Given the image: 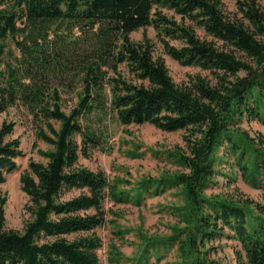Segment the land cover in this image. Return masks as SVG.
Returning <instances> with one entry per match:
<instances>
[{
  "label": "trees",
  "instance_id": "1",
  "mask_svg": "<svg viewBox=\"0 0 264 264\" xmlns=\"http://www.w3.org/2000/svg\"><path fill=\"white\" fill-rule=\"evenodd\" d=\"M237 11L239 19L226 16L218 0H0V114L22 105L50 147L38 152L46 163L31 161L20 175L30 214L21 232L6 229L0 200V264H100L92 232L104 223L102 203L127 198L117 180L79 165L101 144L81 121L105 112L123 126L183 133L185 151L171 155L182 170L138 187L181 188L183 226L167 238H143L136 264H159V250L173 247L175 264H223L210 244L225 230L239 245L236 264H264V205L205 195L220 153L264 194V137L241 128L264 126V0L238 1ZM147 27L169 58L209 76L176 85L148 39L130 40ZM65 88H79L68 114ZM13 130L0 126V184L24 156ZM73 191L80 193L66 197Z\"/></svg>",
  "mask_w": 264,
  "mask_h": 264
},
{
  "label": "rangeland",
  "instance_id": "2",
  "mask_svg": "<svg viewBox=\"0 0 264 264\" xmlns=\"http://www.w3.org/2000/svg\"><path fill=\"white\" fill-rule=\"evenodd\" d=\"M224 14L230 18H240L237 2L242 0H218ZM178 21V18H175ZM188 24V23H187ZM196 34L207 41L201 29L192 26ZM132 42L138 43L148 39L154 49L155 56L164 61L170 78L176 85L186 84L195 76L208 77L207 72L193 67H183L169 58L158 41L152 27L139 29L129 35ZM216 46H220L216 43ZM178 47L177 43H172ZM6 50L13 49L10 42L4 44ZM120 73L130 80L127 72L121 67ZM78 84L77 81L74 83ZM79 90V88H77ZM76 90V92H77ZM69 88L62 90V110L68 114L76 102V97ZM2 123H13L14 130L10 138H18L24 156L17 160V170L6 176L0 184V200L5 201V227L8 230L21 232L30 214L27 211L28 198L22 192L20 175L27 169L28 163H46L39 151L50 149L38 140L36 131L38 124L32 119L25 107L17 104L0 114ZM57 129L58 123L52 122ZM84 128H90L101 138V144L88 152L86 158H79V165L93 172H103L110 183L118 181V191L127 198L116 202L106 197L102 203L104 223L92 234L100 240L101 247L97 251L100 264H136L142 252V239H163L171 235L173 228L183 226L177 209L184 205L181 188H165L160 191L155 184L148 190L138 187L144 181H160L170 177L182 169L171 157L173 153L184 152L182 132H163L150 125H120L116 118L108 112L93 114L82 120ZM241 128L251 137L260 134L264 137V126L258 123H242ZM79 141L80 138L77 137ZM216 165L217 175L213 184L205 192L206 196H221L228 199H248L264 205V194L256 186L246 180L232 157L220 153ZM80 192L73 191L66 197L77 196ZM255 214V211L253 212ZM214 248L212 258L223 264H236V253L239 245L227 230L224 236L210 244ZM158 255L164 257L159 264L178 263L176 248L161 249ZM154 258L150 263H154Z\"/></svg>",
  "mask_w": 264,
  "mask_h": 264
}]
</instances>
